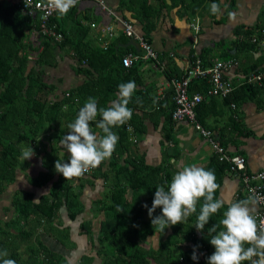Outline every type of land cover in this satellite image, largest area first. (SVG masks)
<instances>
[{
    "label": "crops",
    "instance_id": "obj_1",
    "mask_svg": "<svg viewBox=\"0 0 264 264\" xmlns=\"http://www.w3.org/2000/svg\"><path fill=\"white\" fill-rule=\"evenodd\" d=\"M100 1L108 10L100 6ZM125 1L78 0L77 5L66 16L58 18L56 13L55 18L60 20L65 28L71 29L70 36L81 37V47H87L88 51L102 49L105 44L114 55H123L127 51L140 52L135 40L123 35L121 26L114 20V16L131 22L135 32L143 36L146 33L151 47L165 62V72L156 70L148 61L133 62L131 66L134 69L133 77L137 79L136 90H146L152 95L153 100L158 98L160 92L163 93L162 99L167 96L164 100L166 109L171 106V89L165 85L166 75H180L192 54H206V60L209 62L213 58L224 60L233 58L234 63L223 71V77L234 87L240 85L247 72L264 68V43H257L252 49L242 50L233 46V41L239 36L238 27L251 28L264 24V0H233L231 7H228V0H220L222 9L220 13L211 16L197 15L199 19L197 33L190 25L192 18L186 17L176 1L172 3L171 0H165L166 6H163L158 0H151V4L158 11L149 19L151 20L149 24H145L139 16V13L144 11L139 5L140 0L130 4H125ZM8 4L12 3L9 0L3 1L4 6ZM107 24L112 26V35L102 31ZM74 27L77 28L76 31ZM31 35L32 32L28 38L36 41L38 37ZM76 56L70 45L56 46L53 49L51 63L44 64L40 73L41 81L47 85L44 90L46 99H60L66 90L88 80L86 75L76 71L78 62ZM259 97L260 100L239 101L235 104V108H231L222 98L205 97V101L210 98L212 101L199 109L203 126L214 130L218 142L229 152L244 156L245 166L249 171L264 170V88ZM115 99L117 94L110 99L108 105ZM85 103L86 101L82 102V107ZM135 111L141 116L143 130L133 131L135 141L130 139L132 135L128 133L130 145L127 153L117 156L120 163H123V158L128 153L130 157H141L147 166L162 165L165 161L169 165L170 182L174 173L184 166L196 165L208 170L213 154L212 148L191 124L184 120L172 121L165 117V109H153L148 105ZM91 127L94 133L100 130L96 124ZM113 131L115 132V128ZM48 137V132L44 136L41 134L38 136L40 142L38 141L34 146H24V148L32 147L34 155L29 160H20L24 164L23 169L16 170L14 178L0 191V220H7L12 215L11 201L16 192L28 191L32 195V200L37 202L47 196L52 182L60 178V175L63 177L62 174L53 171L50 179L44 184L36 185L34 182L48 170L46 156L51 153ZM55 147H57L54 151L55 160L60 159L67 163L69 154L61 147L60 141ZM111 159L112 157L80 178L68 180L70 189L77 196L79 208L76 214L70 218L68 209L62 202L57 216L52 219L47 230L40 232L43 244L52 252L62 256L68 264L100 263L96 239L98 224L109 214L104 208L106 191L112 185L113 179H117L114 178L116 167L109 163ZM213 172L216 182L220 185L216 197L225 201L223 215L228 205L247 197L239 180L226 168L220 172ZM118 180L123 181L122 178ZM154 194L155 192L146 191L139 194L132 193L126 188L124 197L125 201H130L132 198L138 201L142 206L143 217H146L149 214L144 205L147 204L148 208H151ZM160 212L157 208L153 216H159ZM82 223H89L88 232L82 227ZM170 231V227L164 232L155 229L146 234L139 243L144 248H156L159 240L164 239ZM197 235H200L198 231ZM186 250L193 252L194 245L190 239L180 235L178 244L173 247V253L178 257L180 264H188L181 262L180 256V251ZM195 250L200 256L205 251L200 246Z\"/></svg>",
    "mask_w": 264,
    "mask_h": 264
},
{
    "label": "trees",
    "instance_id": "obj_2",
    "mask_svg": "<svg viewBox=\"0 0 264 264\" xmlns=\"http://www.w3.org/2000/svg\"><path fill=\"white\" fill-rule=\"evenodd\" d=\"M3 1L0 0V191L14 178L16 170L23 169L24 164L20 162L22 148L34 146L39 141L38 136L51 129L53 134H49L48 137L51 153L46 156L48 170L34 182L36 185H42L49 180L55 171L54 165L57 161L54 155L56 143L67 135V131H70L68 124L74 122L83 105L82 102L87 101L89 97H95L98 108H107L110 99L118 93L119 84L137 80L133 77V67L122 66L120 61L122 55H114L108 46L91 51H88L87 47H81V37L70 36L71 29L65 28L60 20L55 18L56 13L49 17L48 25H54L53 29L61 34L60 41H53L52 37L39 34L38 43H33L28 37L32 30L37 29L35 16L22 15L16 4L4 6ZM134 1L126 0L125 4ZM175 1L188 18L197 17L199 14L211 16V4L221 5L220 0H171L172 3ZM158 2L166 6L165 0ZM232 4L233 0H228V7ZM139 5L144 10L139 13L140 18L145 24H149L151 22L149 19L158 9L153 7L151 0H140ZM262 27L264 24L251 28L238 27L239 36L233 41V46L239 50L254 48L255 43L250 42L249 38ZM74 29L77 30L76 27ZM144 37L147 40L146 33ZM64 45H70L74 50L78 61L76 71L86 75L88 80L66 90L60 99L49 100L45 98L44 90L47 85L41 81V67L51 63L52 52L56 46ZM32 51L35 52V56L29 60L27 55ZM205 55L198 54L202 66L209 63ZM206 87L207 83L204 79L195 78L189 82L188 92H203ZM263 88L264 75L261 85H238L222 100L225 103L235 104L244 99L260 100L259 96ZM165 98L167 96L153 100L152 95L146 90H136L128 105L133 111L132 119L123 126L115 127L119 139L109 163L116 167L114 178L117 179H113L112 185L106 191L104 208L109 214L98 224L96 239L99 264H151L152 262L180 264L178 257L173 253V247L178 244L180 235L190 239L194 246H200L205 250L202 256L196 253L199 257L197 261L191 259L193 253L191 250L180 251L181 262L207 264V258L215 251L214 246L210 244L213 234H208V229L223 218V208L210 218L204 230L198 231L200 235H197L193 225L203 203L201 199L197 204V212L185 223L170 226V233L159 240L156 248H144L139 242L146 234L155 230L152 228L151 219L148 215L143 217L142 206L138 201H134L133 198L125 201L126 188L132 193L139 194L142 191L150 193L155 192L158 186L166 189L170 184L169 165L165 161L162 165L152 167L145 165L141 157H130L129 153L123 158V163L117 159L119 154L128 152L130 145L126 126H131L134 132L143 130L141 116L135 110L145 105L152 106L153 109H165V117L171 119L173 103L170 101L171 106L166 109ZM203 100L194 108L195 117L200 123L202 121L199 109L212 101L211 98ZM99 119L98 116L97 120ZM95 124V121L91 122V126ZM98 133L102 134L101 130ZM224 168L227 169V164L219 160L213 152L207 169L220 172ZM120 178L123 181L120 182L118 180ZM48 194L34 202L30 192H16L11 201L12 215L7 220H0V251L8 252V256L4 258L13 259L16 264H68L62 256L52 252L43 244L40 232L47 230L52 219L57 216L62 202L68 209V216L73 218L79 208L77 196L70 189L68 180L66 181L61 175L52 182ZM120 208H123V211L118 212ZM158 211H162L161 208H158ZM82 227L86 232L89 231V223H82ZM243 264L249 263L245 261Z\"/></svg>",
    "mask_w": 264,
    "mask_h": 264
},
{
    "label": "clouds",
    "instance_id": "obj_3",
    "mask_svg": "<svg viewBox=\"0 0 264 264\" xmlns=\"http://www.w3.org/2000/svg\"><path fill=\"white\" fill-rule=\"evenodd\" d=\"M77 3L78 0H44L45 8L55 11L58 18L66 16ZM210 11L213 15L220 13V4L212 3ZM136 87L134 81L119 84L117 99L107 108H98L96 98L89 97L79 109L74 122L68 124L70 131L60 140L61 147L69 154L68 162L57 159L54 165L55 171L66 181L82 177L112 157L119 139L113 128L132 119L133 111L128 105ZM93 121L102 134L93 132ZM33 155L32 147L22 148L21 159L24 161ZM219 187L213 171L196 165L182 167L174 173L167 190L163 186L156 187L151 208L144 205L153 228L164 232L167 227L185 223L197 212V204L203 199L193 225L197 231H203L210 218L225 206V201L216 197ZM261 200L264 197L253 193L228 205L219 223L208 229V234H213L210 244L215 251L207 258V264H243L245 261L264 264V221L258 223L254 216L255 206ZM157 208H161V215L153 216ZM121 211L123 208L118 210ZM196 247L191 256L193 261L199 259ZM7 256V250L0 251V264H16L15 260L4 258Z\"/></svg>",
    "mask_w": 264,
    "mask_h": 264
},
{
    "label": "built area",
    "instance_id": "obj_4",
    "mask_svg": "<svg viewBox=\"0 0 264 264\" xmlns=\"http://www.w3.org/2000/svg\"><path fill=\"white\" fill-rule=\"evenodd\" d=\"M9 1L19 7V11L22 15L35 16L37 29L32 30V34L34 36L36 35V37H38L39 34H42L47 37H52L53 41H60L61 34L53 29L54 25H48L49 17L54 15L56 12L45 8L44 0ZM99 4L102 8L107 9L103 2L100 1ZM114 20L120 24L123 35L134 39L140 49V52L138 53L132 51L125 52L120 59L121 65L124 67H130L133 62L148 61L156 70L165 72L164 60L158 57V53L153 50L151 44L141 33L135 32L131 22L117 16H114ZM190 25L194 32L197 33L199 30L198 17L192 18ZM102 31L107 35H112V26L107 24L102 28ZM249 40L255 44L264 43V27L256 30V32L250 36ZM33 43L37 44L38 41H33ZM103 47H105V44ZM169 54L172 55L171 53ZM34 56L35 53L32 52L27 55V58L32 60ZM232 63H234L233 58L226 60L213 58L207 65L202 66V61L198 54H192L185 70L180 74V76L166 75L165 85L171 89L170 99L173 103L170 117L172 121L184 120L188 122L201 137L206 139L217 158L224 161L227 164V170L230 174L239 180L245 197L253 193L260 197H264V170H247L244 156L229 152L218 142L216 132L203 126L195 117L194 108L205 97L213 96L223 98L233 90L234 85H232L228 79L223 77V71ZM263 75L264 68L262 70L247 72L240 85H261ZM195 78L204 79L207 83V87L203 92L195 91L189 93V82ZM162 96L163 93L160 92L158 98H161ZM229 106L231 108H235V103L230 102ZM126 128L132 135L130 139L135 141L131 126L127 125ZM254 216L257 218L258 223L264 221V200H261V202L256 205Z\"/></svg>",
    "mask_w": 264,
    "mask_h": 264
},
{
    "label": "rangeland",
    "instance_id": "obj_5",
    "mask_svg": "<svg viewBox=\"0 0 264 264\" xmlns=\"http://www.w3.org/2000/svg\"><path fill=\"white\" fill-rule=\"evenodd\" d=\"M48 132V134H53V131L50 129V131H44V132H42V136H44V134L45 133H47ZM47 137V136H46ZM160 212V211H159Z\"/></svg>",
    "mask_w": 264,
    "mask_h": 264
}]
</instances>
